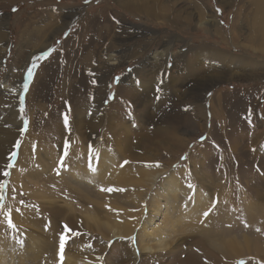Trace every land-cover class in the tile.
<instances>
[{"label":"rangeland","instance_id":"374dc122","mask_svg":"<svg viewBox=\"0 0 264 264\" xmlns=\"http://www.w3.org/2000/svg\"><path fill=\"white\" fill-rule=\"evenodd\" d=\"M0 264H264V0H0Z\"/></svg>","mask_w":264,"mask_h":264},{"label":"bare ground","instance_id":"6f19581e","mask_svg":"<svg viewBox=\"0 0 264 264\" xmlns=\"http://www.w3.org/2000/svg\"><path fill=\"white\" fill-rule=\"evenodd\" d=\"M258 20V19H257ZM262 26V25H261ZM112 63H114V62H112ZM98 147V146H97ZM77 148H79V147H77ZM98 149V148H97ZM75 150V149H74ZM90 151V150H89ZM97 151V150H96ZM100 152V151H99ZM80 153V152H79ZM106 154V153H105ZM68 155H69V153H68ZM91 155V154H90ZM100 155H102V154H100ZM105 155H103L102 157H104ZM95 157H97V153L95 154ZM101 157V158H102ZM98 159H99V157H98ZM64 166V165H63ZM93 166V165H92ZM65 176V175H64ZM107 184V183H106ZM97 206V205H96ZM102 206V205H101ZM118 210V209H117ZM143 210V209H142ZM155 210V209H154ZM115 211V210H114ZM154 215H156V212L155 211H153V213L151 214V216H154ZM153 217H150V219H152ZM155 229V228H154ZM111 233H112V235L114 236V237H122V235H124L125 233H124V228H116V227H114V228H111ZM142 233V232H141ZM156 233V232H155ZM163 234V233H162ZM137 236H136V241H137V247H138V250H139V252H152V251H154L155 250V248L157 249V248H160V246H161V239L159 240V241H155L154 240V237H155V235H154V232H152L151 230H149V231H146L145 233H144V235H145V237H143L142 236V234H136ZM156 236H157V234H156ZM160 236V235H159ZM169 236V235H168ZM124 238H126V237H124ZM164 241V240H163ZM130 244V243H129ZM134 246V245H133ZM135 249V248H134Z\"/></svg>","mask_w":264,"mask_h":264},{"label":"snow or ice","instance_id":"6c2138e0","mask_svg":"<svg viewBox=\"0 0 264 264\" xmlns=\"http://www.w3.org/2000/svg\"><path fill=\"white\" fill-rule=\"evenodd\" d=\"M29 75H31V73H29ZM63 245H64V238H61V249H63Z\"/></svg>","mask_w":264,"mask_h":264}]
</instances>
